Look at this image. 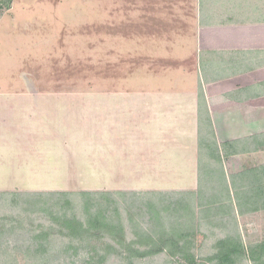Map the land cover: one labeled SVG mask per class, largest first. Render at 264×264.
<instances>
[{"label":"crops","instance_id":"obj_1","mask_svg":"<svg viewBox=\"0 0 264 264\" xmlns=\"http://www.w3.org/2000/svg\"><path fill=\"white\" fill-rule=\"evenodd\" d=\"M92 8L95 40L93 64L99 67L103 64L110 69L116 66L117 71L119 66H123L120 72L127 71L129 74L125 78L118 74L119 77L115 78L123 82L130 78L132 82L131 86L129 84L130 89L120 84L121 87L111 90H92L90 96L95 111L97 98H101V104L114 99L113 102L117 105L112 108L117 112H126L124 104H130V108L134 111L139 110L144 115L154 110L163 111L165 107L168 111L173 108V117L176 113L192 116L193 128H196L198 139L196 162L195 154H187L185 151L182 152L185 156L180 154L174 159L184 157L180 162L191 170L187 175L197 178L192 187L182 190L158 187H154L153 190H139L133 187L107 189L96 185L93 188L95 191L124 190L140 193L197 191L201 177L203 181V174H206L205 165L201 168L199 148L201 91L205 96L206 112L213 125L224 172L229 176L228 180L240 176L243 171L259 166L258 162L261 159L258 157L259 153L264 152V149L258 147V139L264 134V0H92ZM107 31L113 33L108 34ZM134 70L140 74L138 79L133 75ZM61 93L68 95L79 92L32 90L26 93L11 90L0 92V97H4L7 103L16 96L33 98L31 102L47 108L55 106L49 102H42L41 98H54ZM41 110L39 108V112L33 113V116L46 123L50 118L44 117L45 112H40ZM11 112L4 114L1 109L0 116L5 115L10 121L15 120V114ZM203 116L206 119L205 113ZM92 117L93 123L97 124L94 116ZM176 118L166 120L165 124H162V129L166 128L172 133V130H178L180 125L185 126L181 123L185 120L184 117ZM155 137L150 135V138L142 137L133 142L135 144L132 146L141 154V160L137 158L135 162L132 160V164L119 167V171L123 170V174H119L120 177L127 176L129 179L130 170L138 171L134 177H139L140 172V179L155 176L160 179L166 176L165 172L161 171V166L157 167L158 172L155 174L156 170L152 165L157 156L165 157L163 150L150 149V145L145 142L152 140L151 144L154 146V140L157 138ZM8 141H11L9 145L13 146L15 154H19V141L15 137ZM34 142L36 151L43 148L38 155L39 158L46 163H49L48 160L51 162L49 173L56 168H62L59 165V158H52V153L59 151L58 147H53L49 141L41 137ZM91 144L90 161L95 177L113 176L110 174L116 167H112L113 154L118 160H128L126 148L123 149L122 144L131 145L122 141L115 145L110 141L105 143L97 137ZM62 145L65 146L62 147L64 151H67L66 142ZM223 150L228 156L224 155ZM155 153H158L157 156ZM172 157L173 154L170 155V159ZM25 160L26 166L31 165L30 156L23 161ZM231 160L240 168L230 170L229 174L226 172L225 164ZM6 167L9 168L7 165ZM41 168L43 166L33 169L36 175L38 174L35 177L38 181L44 177ZM26 169L32 170L28 167ZM174 175L178 174L173 171V177ZM52 176H58V173L48 175ZM178 176L183 180L180 174ZM132 178L130 182L136 181ZM160 181L164 182L162 179ZM176 182L177 180H173V183ZM240 184L241 182H236V186L241 187Z\"/></svg>","mask_w":264,"mask_h":264},{"label":"rangeland","instance_id":"obj_2","mask_svg":"<svg viewBox=\"0 0 264 264\" xmlns=\"http://www.w3.org/2000/svg\"><path fill=\"white\" fill-rule=\"evenodd\" d=\"M92 17V0H13L9 11L0 9V92L11 90L26 93L32 90L79 92L68 95L61 93L54 98L42 97V102H49L55 106L47 108L31 102L33 98L16 96L7 99L10 101L7 103L4 97H0V111L2 109L4 114L8 111L15 114V120L12 121L5 118V115L0 116V194L2 193V196L0 195V215L22 211V205H18V202L23 203L22 198L13 196L16 192H103L95 191L93 188L96 185L107 189L133 187L139 190H153L154 187H158L166 190H182L195 184L197 178L187 175L191 173V170L181 164L184 157L174 160L180 154L185 156L182 153L185 151L188 152L187 154L194 153L196 162L198 139L196 128H193L192 116L176 113L173 117V108L168 111L166 107L163 111L154 110L144 115L139 110L134 111L130 108V104H124L126 112H117L112 108L117 105L113 102L114 99L101 104V98H97V110L95 111L90 96L92 90H111L121 87L120 84L130 89L129 84L131 86L132 82L130 78L126 82L116 79L119 75L125 78L129 74L127 71L120 72L123 66H119L117 71L116 66L110 69L103 64L100 67L93 64L95 40L93 39ZM107 33L112 34L113 32L107 31ZM133 72L135 79H138L140 74L135 73L136 70ZM39 108L42 109L40 112H45L44 117L50 118L46 123L33 116V113L39 112ZM92 116L97 124L93 123ZM176 117H184L185 120L181 123L185 126L180 125L178 130L173 129L172 133L166 128L162 129V124L166 120L171 118L175 120ZM120 121H122L121 124ZM150 135L157 138L155 137L154 146L151 144L152 140H145L147 145H150L149 148L156 150L159 148L165 155L160 158L157 156L158 153H155L157 158L152 161L153 169L156 170L155 174L159 166H161V171L165 172L167 177L160 178L164 182H161L158 176L140 179V172L139 177H134L137 175V170L128 172L129 179L127 176L120 177L119 174H123V170L119 171V167L130 165L133 163L132 160L135 162L137 158L141 160V154L132 146L135 144L133 142H137L142 137L150 138ZM12 137L19 141V154H15L13 146L9 145L11 141L8 140ZM40 137L49 141L53 147L59 148L57 153H52V158H59V165L62 168H56L55 171L52 170L49 173L50 160H48L49 163L42 161L38 155L43 148L38 151L35 149L34 141ZM97 137L105 143L110 141L117 145L122 141V143L131 145L123 146L122 144V148H126L128 160H118L115 154L112 155L114 158L112 167L116 166L110 172L112 177L106 175L95 177L92 174L91 143ZM63 142H66L67 151L62 148L65 147L62 145ZM60 143L61 145H55ZM171 154H173L172 159H170ZM29 156L31 165L26 166V160H23ZM258 157H261L258 162L260 166L264 164V152L259 153ZM12 162L15 164L13 165ZM40 166H43L40 171L44 177L38 181L35 179L38 174L36 175L33 169ZM225 166L229 174L230 170L240 168L232 160ZM27 167L32 170L29 171ZM173 171L180 174L183 180H180L178 175L173 177ZM243 172L240 176L231 177V181L234 184L244 181ZM51 173H58V176L48 177ZM203 175L199 189L202 188L204 191L216 187L213 183L214 179L208 177V173ZM131 178L136 181L130 182ZM221 178L226 180L229 176L224 173L218 179ZM173 180L177 182L173 183ZM220 182L222 183V180ZM6 193L10 195L5 196ZM170 194L171 197L179 195V193L172 192ZM245 201L249 202L247 197ZM246 215L238 216L243 240L246 244L264 240V211L251 212ZM228 218L227 216L225 219ZM218 227L215 233L211 232L210 227H206V238L204 235H199L197 241L201 246L198 251L199 257L212 255L215 252L213 245L218 237L226 236V230L222 225ZM26 246V243L23 244L16 238L12 239V245L0 243V264H28V261H24L28 258ZM164 257L165 254L156 256L150 264H162ZM110 264H115V260Z\"/></svg>","mask_w":264,"mask_h":264},{"label":"trees","instance_id":"obj_3","mask_svg":"<svg viewBox=\"0 0 264 264\" xmlns=\"http://www.w3.org/2000/svg\"><path fill=\"white\" fill-rule=\"evenodd\" d=\"M12 4L0 0L7 11ZM199 103L201 168L216 187L176 197L124 190L12 193L22 198V211L0 215V243H26L28 264H150L161 254L162 264H264V240L246 244L238 224V216L264 211V164L244 171L241 187L218 179L225 172L202 91ZM258 140L264 149V134ZM221 225L226 236L218 237L212 255L199 257V235Z\"/></svg>","mask_w":264,"mask_h":264}]
</instances>
